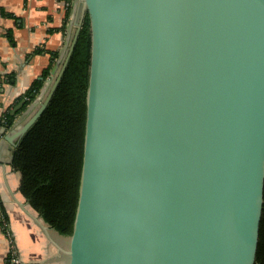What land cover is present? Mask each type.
Returning a JSON list of instances; mask_svg holds the SVG:
<instances>
[{
  "label": "water",
  "instance_id": "95a60500",
  "mask_svg": "<svg viewBox=\"0 0 264 264\" xmlns=\"http://www.w3.org/2000/svg\"><path fill=\"white\" fill-rule=\"evenodd\" d=\"M85 19V116L66 264H256L264 0H72L51 75L0 130V155L13 153L45 110Z\"/></svg>",
  "mask_w": 264,
  "mask_h": 264
},
{
  "label": "trees",
  "instance_id": "16d2710c",
  "mask_svg": "<svg viewBox=\"0 0 264 264\" xmlns=\"http://www.w3.org/2000/svg\"><path fill=\"white\" fill-rule=\"evenodd\" d=\"M67 0L60 30H66L71 13ZM10 17L9 14H4ZM88 25L86 19L75 43L65 71L48 105L25 132L12 153V166L19 172V192L42 220L56 232L68 236L77 202L81 150L85 116V90L88 65ZM51 61L17 97L12 106L0 115V129L8 130L16 117L37 97L49 75L57 52L45 51ZM21 100L24 104L14 115L10 112ZM0 227L9 236L8 217L0 202ZM10 254L6 262L10 263ZM256 264H264V207Z\"/></svg>",
  "mask_w": 264,
  "mask_h": 264
},
{
  "label": "crops",
  "instance_id": "0c3cea01",
  "mask_svg": "<svg viewBox=\"0 0 264 264\" xmlns=\"http://www.w3.org/2000/svg\"><path fill=\"white\" fill-rule=\"evenodd\" d=\"M64 12V0H0V115L34 80L42 79L51 61L45 51L59 55L67 30H60ZM11 155L1 150L0 202L20 264H66L67 236L49 227L19 192L20 174L12 166ZM9 246L0 227V264H10L5 261Z\"/></svg>",
  "mask_w": 264,
  "mask_h": 264
},
{
  "label": "built area",
  "instance_id": "2783aa9c",
  "mask_svg": "<svg viewBox=\"0 0 264 264\" xmlns=\"http://www.w3.org/2000/svg\"><path fill=\"white\" fill-rule=\"evenodd\" d=\"M72 3V0L69 1ZM64 3H65V7L68 5V2L67 0H64ZM8 239H9V243H10V246H9V249H8V253L10 254L11 258H10V264H20V260L17 256V253H16V250H15V247L12 243V239L10 237V235L8 236Z\"/></svg>",
  "mask_w": 264,
  "mask_h": 264
},
{
  "label": "rangeland",
  "instance_id": "374dc122",
  "mask_svg": "<svg viewBox=\"0 0 264 264\" xmlns=\"http://www.w3.org/2000/svg\"><path fill=\"white\" fill-rule=\"evenodd\" d=\"M50 85H51V84H50ZM50 85H49V86H50ZM47 92H48V88H47V90L45 91V93H44V95L42 96V98L40 99L39 103L43 101V99L45 98ZM31 103H32V102H31ZM31 103H30V104H31ZM39 103H37V105H35L34 109H32V111L29 113V115H28L24 120H26L30 115H32V114L34 113V111L38 108V104H39ZM30 104H29V105H30Z\"/></svg>",
  "mask_w": 264,
  "mask_h": 264
},
{
  "label": "bare ground",
  "instance_id": "6f19581e",
  "mask_svg": "<svg viewBox=\"0 0 264 264\" xmlns=\"http://www.w3.org/2000/svg\"><path fill=\"white\" fill-rule=\"evenodd\" d=\"M26 109V108H25Z\"/></svg>",
  "mask_w": 264,
  "mask_h": 264
}]
</instances>
